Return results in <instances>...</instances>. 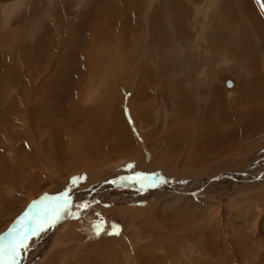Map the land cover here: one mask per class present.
I'll list each match as a JSON object with an SVG mask.
<instances>
[{
    "label": "rangeland",
    "instance_id": "1",
    "mask_svg": "<svg viewBox=\"0 0 264 264\" xmlns=\"http://www.w3.org/2000/svg\"><path fill=\"white\" fill-rule=\"evenodd\" d=\"M110 1L111 0H0V255H2L0 264H22L24 262H29L30 264H46L48 262L46 259H50V256L56 254L57 252L58 255H62L64 251L74 252L69 260L76 258L79 260V258L82 257H80V253L76 251L75 247L76 243L80 242L77 236L81 235L84 238L92 233L97 236V232L95 231H99L98 243L99 240H101L100 242L104 245L106 241L107 244L108 241H111L110 243L113 244V247H117L119 246V241L122 242V246H119V249L120 247L122 250L124 249L123 251L125 252H123V259L125 261L123 262L122 259L120 263L117 264H137L135 259L137 256L136 252L145 244H152L154 241L153 237H146L143 235L141 237L139 236L140 233L133 229L130 230L132 233L130 231H126L122 228L120 223L115 221L112 215H109L112 214L109 212H112L115 209L119 211H123L124 209L136 210V212L139 209H147V211H149L155 207L157 208L152 210V212L155 210L157 212H153V218L146 217L147 220L144 221V219L141 218L143 216H141L136 217L134 220L135 223L138 224V228L150 220V224L155 226L154 228L160 230V233L157 234H161L163 236V238L158 237V239H160L164 244L158 247H153L151 245L152 249L151 251H148L149 254L147 253L148 260H145L143 262L144 264H191V262H196L195 264H264V199L261 200L260 205V198H258L261 194L259 191L262 192L263 190L262 195L264 194V180H262L263 182L260 183L261 186L258 188H255L253 184H249L246 181L241 182L238 185L235 184L234 189L229 192L228 196L225 197L222 194H218L217 198H205L203 201L193 197L188 198L189 201H187L184 200L185 197L183 198L180 196V193H177V195L173 194L176 197H171L167 192V195L160 194L154 199L152 197L156 196L157 192L150 190L151 188L147 187L148 185L146 186L142 184L148 180L151 181L152 178L154 176H158L159 173L162 174L160 177L165 180L167 179L168 182L170 181L169 183L173 186L184 187L190 184L191 181L192 183H197L205 178L207 179L220 175L223 172L235 173L233 176L236 177L240 176L238 175L239 172L247 169L249 170L252 166L257 164L264 167V127L261 130H257L256 128L258 126L253 125V128L251 127V131L243 133L237 138V131H235L236 134L233 142V150L225 155H221L222 151L228 147L229 144L224 142L218 143L217 139L213 140L209 137L206 138L207 141H204L205 138L203 136L206 134L205 110L211 102V92H213L215 88L217 90H221L223 97L226 99L234 96L237 98L239 97V103L241 105L244 103L246 106H249V109L251 107L250 110L254 113L252 116H255L257 112L260 114L264 112V92L257 90L259 86L252 87L251 85H244L246 84V80L248 81L250 79L248 77V72H246L244 68L237 69L234 67V60L230 59L227 55V51H225L226 45L223 44V46L220 47L222 44L217 38V34L220 37V34L218 33L219 27L217 25V20L219 23L222 22L223 24L235 22L238 26H241L239 23H244L246 25L250 24L251 33L253 35H256L255 32L262 31L259 27V22L260 20H263L264 22V0H238V2L240 1L238 5L243 7L241 8L240 6L242 10H239L240 8L237 6L236 0H189L190 2L188 0H182V4L186 6L188 10V22L186 26L187 36L179 41H177V39L174 40L173 43L170 42V46L180 49L181 52L166 53V57L158 55L156 50L153 54L158 63L169 65L171 70L168 71L166 77L168 81H171L170 83H173L172 87L169 93H167L163 88L160 89L157 86L154 93L150 94V100L153 105L148 108V114H145L140 118H136L135 111L140 107V101L137 98L133 101L137 92L136 88H138L140 82V73L138 72V76H136V71H138L137 68L135 69L134 66H132V68L127 67L123 64H118V68H107L105 74H109V77H107L106 81L108 83V81H111L112 78L114 83L110 91L109 89L105 91L103 90V87H105L107 83L105 84L104 81L102 82L100 74L95 77V73L91 75L90 72H85L84 69L80 70L81 67L86 66V62L81 60L82 56H69V59L63 60L65 49L70 52V47L73 48L68 41L71 37L73 27L79 26L78 21L79 19L82 20V16L83 19H87L86 21L84 20L85 22L83 21V26L85 25L83 32L88 36L84 33L80 34L81 37L83 36V40H79V45L76 47L79 53L84 50L85 45L86 47L89 45L85 42V40L88 41L91 33L97 32V29L100 30V28L101 31L110 30L111 32L113 30L118 31L121 29L123 30V33H125V43H122L123 41L119 42L120 48H115L113 45L110 48L111 53L116 55L119 53L118 55H121L118 50L122 48L121 46H123L124 49V45L130 37L133 38L131 39L129 46H134V42L136 41L134 33L138 31L137 25L134 26L135 24L132 23L130 26H126V28L123 24L124 20H121L118 24H108V22H106V15L104 16V14L98 12V8L101 7V5H107L106 10L113 9ZM130 1L135 2V0H115V3L120 2L119 5L121 6V4L126 5V3ZM149 2L155 4L156 6L158 4V0H147V6H144V9H141L142 12L139 15L136 14V17L139 18L137 19V22H140L139 24H141L140 30L136 33L138 34L141 32V36L138 38V41H144V44L141 45V49L136 51L137 54H142L141 58L147 57L148 51L153 53L150 50L152 46H148L150 38L146 36L148 35L147 31L149 33L152 29H150V27L147 29L148 23H146V21L149 22L150 20L147 17L150 14V8L148 7V4H150ZM177 2L179 3V0ZM89 5H93L92 9ZM215 6L219 7L220 12L213 17L214 14L212 9ZM211 7L213 8L211 9ZM32 8H34L36 12L34 10V13H32ZM85 10L88 13L89 18L85 17L87 15V13L84 15ZM101 16L102 18H99ZM174 18L175 15H172V19ZM254 21L256 23H254ZM29 22H32V24ZM88 26L91 28V31ZM163 26L165 27L166 25L163 24ZM38 28L41 30L43 29L42 33ZM166 28L165 30L172 31L169 30L168 27ZM236 30L237 29H235V31ZM47 31L50 35L47 33L48 35L45 37L44 35ZM231 32H233V30H231ZM113 34L114 32L109 34L111 36L109 42L112 41L114 43L118 41V39H116V35ZM39 40L41 42H45L43 47H38ZM251 40L256 41L257 38L255 37L254 40ZM99 46L100 42L96 41L94 48L98 49ZM105 53L107 54V52ZM82 61L83 63L79 68ZM151 64L154 65V62H151ZM11 67L14 70L18 69L19 77L17 78L16 75L12 76V80L18 79L14 83H12L10 78L11 71L7 70ZM154 68L157 69L155 66ZM129 70L131 71L129 72ZM25 71L27 74H30L28 77H26ZM127 72H129V74ZM64 74L70 75L69 84L71 87L67 86V80L60 79V77L64 76ZM105 77L106 76H104V78ZM6 82H8V85ZM74 82L85 85L84 90H82V92H78V94L82 93L81 97L83 100H80L81 103H79L80 101L78 98L76 99L78 100L79 105L81 107L83 106L82 110H85L84 113H88L87 110L92 111L91 114L93 115V120H98V123L96 124V126L98 125L96 136L100 142L98 145L100 146L101 152L99 165H93L90 170L78 169L70 172L64 168L68 166L69 162H71L68 160L70 158H65L63 154L71 151V148L75 150L80 148V143L76 141V139H79L78 134L80 133L75 126L73 129L68 126V124L71 125V123H74L75 119L74 115H71L73 114V109H71L70 105H73V102H71L70 99H65L61 96V92L63 93L62 95L73 96L71 91L78 90V87L74 84ZM100 82L105 86L101 85ZM229 84H231V86H229ZM30 85L32 86L33 94H28L29 91L27 92V87ZM141 88L146 89L145 86H141ZM209 93L210 95L208 96ZM247 95L252 99L247 100ZM103 98H106L107 101ZM180 98L182 100L186 98L190 104L195 105V110L197 109L196 115H194L196 122L193 124L194 129L192 138L195 139L196 136L201 140L198 139L195 142H192L191 140L188 142V148L194 146L193 144H195L201 149H205L209 154L207 161H205L203 160L205 156H201L202 152H199L196 157L200 160H196L194 162V160H190L189 156L185 155L188 154L185 147L186 143H177L178 146L182 147L180 148V151H176L175 149H173V152L170 151V154L174 157L173 158L171 156L170 158H172L173 161H178L179 163L176 162L174 165L179 164L180 167L173 168L170 166V163L163 160L165 158L169 159V157H167L169 153L164 154V150L166 148L163 144L157 141L158 136L154 137L153 132L158 130V133L161 135L164 134V131L165 133L167 132L168 124L166 127V123L168 116L174 108L173 105L169 104H177L178 101L181 100ZM76 99H74L75 103L77 102ZM169 101L172 103H169ZM95 102H97L96 106L94 105L96 104ZM28 103L29 106H27ZM252 105H254V107H257V105L259 106L258 108H255L256 110L260 107L261 109L255 111ZM108 108L112 109L116 113H119L120 118L125 122L131 132L130 135L136 139L140 157L132 155V151L130 149L129 152L126 153L123 149L116 148L114 142L119 141L117 136L118 134L116 135V133L112 131L113 128L112 130L110 129L109 123L102 118ZM18 110H20L19 113H21L24 117H22L21 114H17ZM28 110L30 112H28ZM84 117V119H81L77 116V118L82 121L88 119L86 116ZM104 118L109 119V114H107V117ZM254 119L257 120V118ZM81 120H79V122H81ZM165 120L166 122H164ZM23 121L26 126H24ZM2 122L3 125H7V129L8 126L16 124L22 134L25 131H22L21 127H27L31 130L32 134L36 136L35 148L32 147L30 149L26 144L27 140H22L24 141L23 145L25 151H30L31 153L29 161L31 162L33 168L37 167L31 171L29 170V172L27 169L24 170V176L29 178V182L24 183L21 190L20 188L15 189L11 187V185L3 184L5 174H9L14 171L16 173V170L13 168V162H15L20 156L17 154L18 144L14 141L11 142L10 138L6 139L7 133L2 129L4 127L1 125ZM81 125L83 126L82 122ZM37 128H42V131ZM68 129L72 130L73 133L75 132V135L71 134L70 136ZM57 134L60 135L56 136ZM87 139L88 137H86V140ZM81 143L83 144V141ZM151 144H155L153 146L156 148L152 147ZM37 145L41 147L42 151H40L39 154H37ZM210 146H215V150L211 153ZM51 148L56 150L54 156L53 153L50 152ZM159 157H161V159ZM47 159L51 162L49 163ZM20 161L21 159L19 160V163L21 164ZM152 161V164L154 165L147 167L146 164L151 163ZM183 162H185V164ZM202 162L203 164H201ZM195 163L198 167L192 166L193 164L195 165ZM157 164L164 168L158 167ZM63 165L66 166L63 167ZM48 169L51 170L48 172ZM260 171L262 170L260 169L257 172ZM143 173H145L147 177L144 178L146 181L142 180L143 178H139V180L136 177L139 174L143 176ZM33 174H35V176ZM85 175L87 176V179ZM120 175H123L120 185L117 187H113V185H111L108 189H106L104 195L99 193L97 197L93 196L81 210L77 211L79 208L78 206H75L77 207L75 209H71L69 207L71 203L74 205H78V203L85 204L87 199L84 200L83 198V201H81L82 195L80 196V193L84 194V192L90 189L91 186L93 187L100 182L105 183L106 180L104 179L107 178L109 180L110 178L117 179ZM128 177L133 179V181L130 179L129 182H137L135 183L137 184V190L133 185L131 186V184L129 187L122 184ZM22 179L24 180V177H22ZM16 180H19L17 176ZM35 181L36 183L34 184L33 182ZM141 181L144 182L141 183ZM27 186L29 187L27 188ZM56 187H58V191ZM53 189L56 190V192H54ZM132 192H134V194H132ZM15 197L19 198V200L15 203V209L12 210V213L10 209L7 210V204L4 205L1 199L5 198L7 202ZM69 201L71 203H69ZM66 207H68L71 211L67 210ZM4 210H6V212ZM199 210H201L202 214H206L207 216H200V214L196 212ZM15 211L16 214H14ZM65 211L68 214L67 216L72 217L66 219V222L56 220L55 217H63V212ZM158 213L159 215L157 216ZM102 216H104L103 219ZM186 216H188L190 220L188 219L183 222L185 223L187 221L188 223L182 225L184 227L183 230H178L176 228L169 229L171 223L176 220L178 224L179 218ZM112 218L113 222H111ZM49 220L51 221L47 223ZM102 220L103 223H101ZM38 221L40 227L33 230ZM74 222L76 224H74ZM96 222H99V224ZM201 223L203 224L202 226ZM66 224L68 226H65ZM97 224L100 227L99 229ZM192 224H196L197 227H201L194 229L195 226ZM73 227L77 228V234H73ZM85 231L88 234H85ZM208 232L214 233L208 234ZM35 234H40L42 239L46 237L51 238V236L52 238L49 242L45 240L42 241V243H38L35 241ZM56 235L57 240L53 241L52 239L54 236L56 237ZM29 236L32 237L29 240L30 245L26 244L24 247V240L27 239V237L29 238ZM120 238L124 239V241ZM80 239L81 241L83 240L82 238ZM215 239L217 241H215ZM51 241H53V244H50ZM16 242H20L19 246H21L22 249L17 248L13 251ZM28 250L31 252L29 256H27L26 253ZM119 254H121V252H119ZM103 257L107 258L108 256L103 255ZM158 257H167L170 261L165 259L162 260L160 258L162 262L161 260H157L160 263H155L156 258ZM153 258L155 259L153 260ZM198 259L201 262L198 261ZM13 260H16V262H13ZM110 264H112V262H110Z\"/></svg>",
    "mask_w": 264,
    "mask_h": 264
},
{
    "label": "bare ground",
    "instance_id": "2",
    "mask_svg": "<svg viewBox=\"0 0 264 264\" xmlns=\"http://www.w3.org/2000/svg\"><path fill=\"white\" fill-rule=\"evenodd\" d=\"M102 1V0H101ZM147 0H135L134 1H130L128 3H126V5L124 4H121V6L119 5V3H115V0H111L110 3L112 4V8L113 9H110V10H106L107 8V5L105 6H102L98 8V12H101L102 14H104V16L106 15V22H108V24H118V22H120L121 20H124L123 21V24L126 26H130L132 23H134L137 27H138V31L140 30L141 28V24H139L140 22H137V19H139L138 17H136V14L139 15L142 11L141 9H144V6H147V3H146ZM178 0H158V4L157 6L155 4H152L151 2H149L150 4H148V7L150 8V14L149 16H147L150 20L149 22L146 21L147 24V29L148 27H150V31L148 33L147 31V34L146 36H148V38H150V40L148 41V46H152L151 47V52L148 51V55L147 57L145 58H141L142 57V54H137L136 51H139V49H141V45H143L144 41L141 42L138 41V38L141 36V32H139L138 34L134 33L135 34V37L136 38V41L134 42V46L133 47H130V42H131V39L133 37H130L128 38V41L127 43L124 45V49H123V46H121L122 48L119 49L118 51H120L121 55H118L119 53L114 54V53H111L110 51V48L114 45V47L116 48H120V45H119V42H122V43H125L124 41V38H125V33H123V30L119 29L118 31H115L113 30L112 32H114L113 35H116V39H118V41L116 42H109V39H111V36L109 34H111L112 32L110 30L108 31H101V28L100 30L97 29V32H92L91 35H90V38L87 40H85V42H87L89 45H86L84 46V50H82V52L79 53V51H77V46L79 45V40H83L82 37L80 36L81 33H84V29H85V25L83 26V21L87 20V19H83V16H82V20L79 19L78 21V25L79 26H75L73 27V31L71 33V37L69 38V41L68 43L73 47L71 48L70 47V52H68L66 49H65V52H64V59L63 60H66V59H69L70 57L69 56H72L74 57V55L76 56H82L81 57V60L85 61L86 62V66L84 67H81L83 61L81 62V64L79 65V68L81 67L80 70H85V72H90L91 75L92 74H96L95 77L100 74L101 75V79H102V82L104 81V83L106 84L107 81V77H109V74L106 75V69L107 68H110V69H114V68H118V64L120 65H125L127 67H131L134 66L135 69L137 68L138 71H136V76H138V72L140 73V76H139V86L137 89V92L134 96V100L137 98L139 101H140V107L137 108L136 111V118H140L142 116H144L145 114H148V108L153 105L152 104V101L150 100V94H153L154 93V90L155 88L158 86L160 89H164L165 92L169 93L171 87H172V84L173 83H170L171 81H168L167 80V73L170 69L169 65L167 64H162V63H158L156 61V58L155 56L153 55L154 54V51L156 50L157 54L160 55L161 57H166V53H173V52H176V53H180L181 50L178 49V48H174L173 46H170V42L173 43L174 40H181V39H184L186 36H187V32H186V26H187V22H188V16H187V7L184 6L182 4V0H179V3L177 2ZM189 1V0H188ZM105 2V1H103ZM109 2V1H108ZM190 2V1H189ZM240 2V1H239ZM238 0H236V4L237 6L240 8L241 5H238ZM91 3V2H90ZM224 5V4H223ZM90 8L92 9V6L93 5H89ZM100 6V5H99ZM219 6V5H218ZM216 7V6H215ZM215 7L213 8V17L218 14L220 11L219 7ZM241 8H243L241 6ZM239 9V10H242V9ZM212 9V7H211ZM34 8H32V13H34ZM94 10V9H93ZM61 11V10H60ZM90 11V10H89ZM88 11V12H89ZM211 11V10H210ZM36 12V10H35ZM70 12V11H69ZM97 12V13H98ZM58 13V12H57ZM86 10L84 12V15L86 14ZM96 13V14H97ZM67 14V13H66ZM35 15V14H34ZM88 15V13H87ZM85 16L87 18H89V15L88 16ZM92 15V14H91ZM110 15V16H109ZM131 15V17H130ZM172 15H175V18L172 19ZM209 15V14H208ZM212 16V14H211ZM96 17V16H95ZM99 18H102L99 17ZM98 18V19H99ZM211 18V17H209ZM216 18V17H215ZM104 19V18H103ZM100 20V19H99ZM132 20V21H131ZM134 20V21H133ZM215 20V19H214ZM84 21V22H85ZM101 21V20H100ZM208 21V20H207ZM211 21V19H210ZM99 22V21H98ZM213 22V21H212ZM30 24H32V22H29ZM142 23V22H141ZM145 23V24H146ZM85 24V23H84ZM166 25L165 27L163 26ZM208 24V23H207ZM216 24V23H215ZM44 25V24H43ZM133 26V25H132ZM43 27V26H42ZM89 27V26H88ZM87 27V28H88ZM107 27V26H106ZM136 27V28H137ZM143 27V25H142ZM168 27L169 30H172V31H168V30H165V28ZM127 28V27H126ZM134 28V29H136ZM40 29V28H38ZM167 29V28H166ZM43 30V29H42ZM42 30L40 29V32L42 33ZM89 30L91 31V28L89 27ZM117 30V29H116ZM137 30V29H136ZM144 30V29H143ZM45 31V30H44ZM127 31V30H126ZM48 31L45 33V37H47V34ZM86 36H88L86 33H84ZM38 35V34H37ZM50 35V34H49ZM108 35V37H107ZM112 35V36H113ZM29 36H30V33H29ZM4 37V36H3ZM34 37V36H33ZM2 38V37H1ZM88 38V37H87ZM172 38V39H171ZM4 39V38H3ZM115 39V38H114ZM97 42H100V46L98 49L94 48L95 47V43ZM113 43V44H112ZM181 43V42H180ZM45 44L44 41H38V47H43ZM196 44V43H195ZM122 45V44H121ZM81 46V45H80ZM223 46V45H222ZM67 48V47H66ZM96 49V50H95ZM135 49V50H134ZM122 51V52H121ZM212 51V50H211ZM107 52V54L105 53ZM79 53V54H77ZM178 55V54H177ZM124 57V58H123ZM73 60V59H72ZM144 60V61H143ZM151 62H154V65L151 64ZM173 62V61H172ZM174 63V62H173ZM62 64V63H61ZM127 64V65H126ZM5 65V64H4ZM62 66V65H61ZM66 66V65H65ZM157 67V69L154 68ZM173 66V64H172ZM180 66V65H179ZM5 67V66H4ZM15 68V67H14ZM16 69V68H15ZM73 69V68H72ZM7 70H10L11 71V81L12 83L16 82L17 80H12V76L13 75H16L17 78L19 77L18 75V69L14 70L12 67L7 69ZM104 71V72H103ZM131 70H129L130 72ZM7 72V71H6ZM103 72V74H102ZM129 72H127L129 74ZM26 73V77H28L30 74H27V72L25 71ZM108 73V72H107ZM7 74V73H6ZM117 75V74H116ZM115 75V76H116ZM25 76V75H24ZM104 76H106L104 78ZM69 77L70 75L68 74H64V76L60 77V79H65L68 81V84H69ZM100 77V76H99ZM23 78V77H22ZM25 78V77H24ZM2 79V78H1ZM27 79V78H26ZM31 79V78H30ZM6 80V79H5ZM4 81V80H3ZM116 82V81H115ZM7 85H8V82H6ZM73 83V82H72ZM113 79L111 78V81L109 80L108 83L105 85H103L101 82L100 84L105 86L103 87V90H107L111 89V87L113 86ZM117 83V82H116ZM16 84V83H15ZM67 86L71 87V85L69 84ZM74 84H76V86L78 87V90H73L71 91L72 95L73 96H66V95H62L63 93L61 92V96H63L65 99H70L71 102H73V105H70V104H67V105H70L71 106V109H73V114H71L72 116L74 115L75 119H74V123H71V125L68 124L69 128L73 129V127L75 126L76 129L79 130V139H76V141L78 143H80V148L75 150V149H72L71 147V151L67 152V153H64L63 156L65 158H70L68 159L69 162L68 163V166L66 165H63L66 166L64 168H66L65 170L67 171H70V172H73L74 170H78V169H88L90 170V168L95 165H99L100 164V152H101V149H100V146L98 145L99 140H98V137L96 136L97 135V131H98V125L96 126V124L98 123V120H93V115L91 114L92 111H88V113H84L85 110H82V107L79 105V103H81L80 100H83V98L81 97L82 93L81 94H78V92H82V90H84V86L85 85H82V84H78L77 82H74ZM17 85V84H16ZM73 85V84H72ZM186 85V84H185ZM1 86V85H0ZM115 86V85H114ZM141 86H145V88H141ZM19 87V86H18ZM215 88V87H213ZM261 90L263 88V86L261 87ZM65 89V88H64ZM69 89V88H68ZM157 89V88H156ZM8 91V90H7ZM29 91V92H28ZM212 91V90H211ZM27 92L28 94H33L32 93V86H28L27 87ZM108 92V91H107ZM113 92V91H112ZM5 93V92H4ZM35 93V92H34ZM110 93V92H109ZM108 93V95H109ZM176 94V93H175ZM78 95V96H77ZM167 95V94H165ZM178 95V94H176ZM210 95V93L208 94V96ZM110 96V95H109ZM153 96V95H152ZM256 96V95H254ZM12 97V95H11ZM18 98V97H17ZM33 98V97H32ZM78 98V100L80 101L78 103V100L76 99ZM109 98V97H108ZM175 98V97H174ZM211 99V102L210 104L208 105L207 109L205 110L206 111V121H205V124H206V130H205V135L204 136V141L207 139L206 138H210V139H217L218 140V143H227L229 144L228 147H226L225 149H223L222 151V154L221 155H225L229 152H231L233 150V142L235 140V134L237 131V137L241 136V134L243 133H246V132H249L251 131V127L253 128V125L254 126H258L256 129L257 130H261L264 126V112L262 114L260 113H256L255 116H252L254 115V113H252V110L251 107L249 109V106H246L244 103L243 105H241L239 103V97H229V99H226L223 97V94H222V91L221 90H217L215 88V90L213 92H211V96H210ZM74 99L77 100V102L75 103ZM105 101H107L106 98H103ZM181 99V98H180ZM209 99V98H208ZM247 100L249 99H252V98H249V96L247 95L246 97ZM2 100V99H1ZM33 100V99H32ZM38 100V99H37ZM13 101V100H12ZM22 101V100H21ZM70 102V101H68ZM7 103V102H6ZM96 104H94L95 106L97 105V102H95ZM169 103H172L169 101ZM255 103V102H254ZM17 104V103H16ZM167 104V103H166ZM264 104V103H263ZM4 105V104H3ZM14 105V104H13ZM168 105V104H167ZM169 105H173L174 108L172 110L171 113H169V116H168V120H167V123H166V127H167V124H168V130L167 132L165 133L164 131V134H159L158 133V130L153 132V136H158V139L157 141H159L161 144H163L165 146V150H164V154H168L167 157H169V159L165 158L163 160H165L166 162L170 163V166L173 167V168H179L180 165L179 164H175L176 162L178 161H173L172 158H170L172 155L170 154V151L173 152V149H175L176 151H180V148L182 146H178L177 143H186V149H187V153L188 154H185L187 156H189L190 160H194V162L196 160H200L198 159L197 154H199V152H202V155L201 156H205V158H203V160L207 161V157H208V152H206L205 149H201L199 146L193 144L194 146L188 148V142H190L192 140V142H195L196 140H198L199 138H197L195 136V139L192 138V134H193V129H194V123L196 122V119L194 117V115H196V111L197 109L195 110V105L194 104H190L189 101L184 98L183 100H179L177 104H169ZM7 106V104H6ZM19 106V105H17ZM27 106H29V103L27 104ZM136 106V105H135ZM253 108H258L259 106L257 105V107H254V105H252ZM262 106V105H261ZM138 107V106H137ZM171 107V106H170ZM8 108V107H7ZM253 109V110H254ZM261 109V107L259 108ZM259 109H255V111H258ZM150 110V109H149ZM263 110V109H262ZM26 111V110H25ZM83 111V112H82ZM253 111V112H255ZM20 110H18L17 114H21L19 113ZM28 112H30L28 110ZM170 112V111H169ZM261 112V111H260ZM99 113V112H98ZM107 114H109V119H105L104 117H107ZM22 115V114H21ZM77 116L81 119H84L86 116V119L85 121L81 120V119H78ZM6 117V116H5ZM22 117H24L22 115ZM28 117V116H27ZM103 120L107 121L110 125V129L113 130L116 135L118 136V140L117 142H114V144L116 145V148H119V149H123L124 152L128 153L129 152V149L132 151V155H135L136 157H140V152H139V148L137 149V144H136V139L130 135V131L128 129V127L126 126L125 122L123 121V119L120 118V115L119 113H116L115 111H113L112 109H106V113H104L103 115ZM101 118V119H102ZM254 118H257V120H255ZM1 119V118H0ZM24 119V118H23ZM259 119V120H258ZM25 120V119H24ZM79 120H81V122L83 123V126L81 125V122H79ZM195 120V121H194ZM231 120V121H230ZM7 121V120H6ZM24 122V121H23ZM166 122V120L164 121ZM10 123V122H9ZM22 123V122H21ZM39 123V122H38ZM11 124H14V123H11ZM30 124V123H29ZM200 124V123H199ZM2 126H4L2 129L6 131L7 133V138H10V141L11 142H15L18 144V152L17 154L20 156L19 158L16 159L13 165V168L16 170V173L15 171L12 172V173H9V174H5L4 175V182L3 184H8V185H11V187L15 188V189H19L21 190V188L23 187L24 183H28L29 182V178L27 176H24V170H29L31 171L32 169H35L33 168L31 162L29 161V158L31 157V153L30 151H25L24 149V141H22L23 139H26L27 142L26 144L29 146V148L31 149L32 147L35 148L36 147V136H34L31 132V130H29L27 127H21L22 128V131H25L23 134L21 133V131L19 130V128L17 127V125H12V126H8V129L6 128L7 125H3V122L1 123ZM37 125V124H36ZM65 125V123H64ZM88 125V126H87ZM204 125V123H203ZM24 126H26L25 122H24ZM67 126V128H68ZM199 126V125H198ZM17 129H16V128ZM196 127V126H195ZM66 128V127H65ZM165 128V127H164ZM39 129V128H37ZM42 129V128H41ZM39 129V130H41ZM2 131V130H1ZM8 131V132H7ZM42 131V130H41ZM201 131V129H200ZM67 132V131H66ZM40 133V131H39ZM68 133L69 135L71 136V134L75 135V132L73 133L72 130L68 129ZM120 133V134H119ZM60 134H57L56 136H59ZM5 136V134H4ZM3 136V137H4ZM39 136V135H38ZM86 137H88V139L86 140ZM78 138V137H77ZM5 140V138H4ZM201 140V139H199ZM83 141V144L81 143ZM201 142V141H200ZM209 142V141H208ZM212 142V141H211ZM231 142V143H230ZM8 143V142H7ZM176 144V146H175ZM155 145V144H153ZM151 144L152 147L156 148L155 146H153ZM184 145V144H183ZM6 146V145H4ZM71 146V145H69ZM207 146V145H206ZM12 147V146H11ZM150 147V146H149ZM198 147V148H197ZM211 147V146H210ZM14 148V147H12ZM37 150H38V153H40L41 151V147L37 145ZM200 148V149H199ZM208 148V147H207ZM7 149V148H6ZM9 149V148H8ZM82 149H83V152H82ZM215 150V146L211 147L210 148V153L213 152ZM250 150V149H249ZM50 151V150H49ZM48 151V152H49ZM175 151V152H176ZM42 152V151H41ZM51 153H53V156L55 155L54 153L56 152L55 149H52L51 148ZM174 152V153H175ZM27 153V154H26ZM34 153V152H33ZM47 153V152H46ZM16 154V155H17ZM42 155V153H41ZM68 155V156H67ZM178 155V154H177ZM43 156V155H42ZM241 156V155H240ZM16 157V156H15ZM35 157V156H33ZM44 157V156H43ZM150 157V156H149ZM166 157V156H165ZM173 157V156H172ZM181 157V156H180ZM41 158V157H39ZM60 158V157H59ZM155 158V156H154ZM161 159V157H159ZM163 158V157H162ZM174 158V157H173ZM11 159V157H10ZM21 159V164L19 163V160ZM46 159V158H45ZM186 159V158H185ZM13 160V159H12ZM35 160V158H34ZM48 160V159H47ZM53 160V159H52ZM56 160H60V159H56ZM63 160V159H62ZM105 160V159H104ZM45 161V160H44ZM102 161V160H101ZM158 161V160H157ZM160 161V160H159ZM34 162V161H33ZM42 162V161H40ZM49 162V160H48ZM47 162V163H48ZM51 162V161H50ZM49 162V163H50ZM57 162V161H56ZM140 162V161H139ZM153 161L151 163H147L146 166H151V165H154L152 164ZM165 163V162H164ZM179 163V162H178ZM185 164V162H183ZM188 163V162H187ZM193 163V162H192ZM198 163V162H197ZM39 164V163H38ZM52 164V163H51ZM103 164H104V161H103ZM182 164V165H184ZM203 164V162L201 163ZM21 165V166H20ZM49 165V164H48ZM246 165V164H245ZM60 166V165H58ZM156 166V165H155ZM158 167L160 168H164L160 165L157 164ZM192 166H196V163L195 165L193 164ZM200 166V165H199ZM203 166V165H202ZM238 166V165H237ZM45 167V166H44ZM48 167V166H47ZM55 167V166H54ZM62 167V168H63ZM100 167V166H99ZM201 167V166H200ZM42 168V167H41ZM50 168V167H49ZM60 168V169H62ZM109 168V167H108ZM117 168V167H116ZM170 169V168H169ZM262 170L260 172H257L258 170ZM38 170V169H37ZM49 170L51 169H48L47 171L49 172ZM100 170V169H99ZM98 170V171H99ZM179 170V169H178ZM61 171V170H60ZM145 171V170H143ZM1 172V171H0ZM7 172V171H5ZM36 172V171H35ZM44 172V171H43ZM56 172V171H55ZM66 172V171H64ZM87 172V171H86ZM91 172V171H90ZM104 172V171H103ZM149 172V171H147ZM263 172V173H262ZM46 173V172H45ZM62 173V172H61ZM61 173H58V174H61ZM257 173V174H256ZM41 174V173H39ZM50 174V173H49ZM55 174V173H54ZM71 174V173H70ZM169 174V173H168ZM235 173H232V172H227V173H221L220 175H216V176H213V177H210V178H205L204 180L202 181H199L197 183H191L184 186V187H176V186H173L171 183L168 182V180L166 179H163L162 177H160V175L162 174H159L158 173V176H154L152 178L151 181H148L145 182V183H142L146 180H144V178H147L145 173H143V176L141 174L137 175L136 177L139 179V178H143L142 180L144 181H141V183L143 185H148L147 187L151 188L150 190H153L154 192L156 191L157 192V195L152 197V198H157L160 194L163 195H167V193H169L168 195L171 196V197H176L174 196L173 194L177 195V193L181 194L180 196L181 197H185L184 200H187L189 201L188 198L190 197H193L195 199H198L200 201H203V199H207V198H217V195L218 194H222L224 195L225 197L229 195V192L232 191L235 187V184H240L241 182H248L249 184H253V186L256 188L260 187V183L263 182L262 180H264V167H262L260 164H257L255 166H252V168H250L249 170H245V171H241L238 173V175L240 176H236L234 177ZM3 175V174H2ZM35 176V174H33ZM186 175V174H185ZM237 175V174H236ZM244 175V176H242ZM16 176L17 178H19V180H16ZM43 176V175H42ZM50 176V175H49ZM52 176V175H51ZM55 176V175H54ZM84 176V175H83ZM88 176V174H87ZM87 176L85 175L86 179H87ZM117 176V175H116ZM125 176H129V175H125ZM141 176V177H140ZM22 177H24V180L22 179ZM61 177V176H60ZM112 177V176H111ZM115 177V176H113ZM135 177V176H134ZM159 179H158V178ZM27 180H26V179ZM31 178V177H30ZM46 178V177H45ZM44 178V179H45ZM57 178V176H56ZM123 178V175H120L117 179H111L110 180L107 178V179H104L106 180L105 183H95L97 185L95 186H91L90 189L86 190L83 193H80V196H81V201H83V198L84 200L87 199V202L84 204V203H78V205H74L72 204L70 201L69 203H71L69 205V207L71 209H75L77 207L75 206H78V210H81L90 200L93 196H98L99 193L101 194H105V191L106 189L109 188V186L113 185L114 186H118L120 185V182H121V179ZM136 178V179H137ZM60 179V178H59ZM85 179V178H84ZM92 179V178H91ZM125 179V178H124ZM132 179V178H127L126 181H124L122 184L126 185V186H131L133 185L135 188L137 187V182L133 183V182H129V180ZM163 179V180H162ZM43 180V179H42ZM62 180V179H61ZM89 180V179H88ZM140 180V179H139ZM39 181V180H38ZM64 181V180H63ZM133 181V179H132ZM40 182V181H39ZM47 182V181H46ZM127 182V183H125ZM34 184L36 183L33 182ZM94 183V181H93ZM32 184V183H31ZM30 184V185H31ZM90 184V183H88ZM38 185V184H37ZM42 185V184H41ZM83 185V184H82ZM32 186V185H31ZM40 186V185H39ZM62 186V185H60ZM79 186V185H78ZM81 186V185H80ZM106 186V187H104ZM252 186V187H253ZM29 186H27L28 188ZM53 187V185H52ZM51 187V188H52ZM104 187V188H103ZM146 187V188H147ZM253 187V188H254ZM34 188V187H33ZM32 188V189H33ZM36 188V187H35ZM58 187H56L57 189ZM60 188V187H59ZM68 188V187H67ZM78 188V187H76ZM75 188V189H76ZM112 188V187H111ZM145 188V189H146ZM138 188H136L137 190ZM13 190V189H12ZM23 190V189H22ZM25 190V188H24ZM31 190V189H30ZM51 190V189H50ZM54 190V189H53ZM66 190V189H65ZM71 190V189H70ZM15 191V190H14ZM38 191V190H37ZM58 191V189H57ZM67 191V190H66ZM76 191V190H75ZM101 191V192H100ZM104 191V193H103ZM30 192V191H29ZM54 192H56V190H54ZM53 192V193H54ZM111 192V191H110ZM167 192V193H166ZM251 192V191H250ZM258 192V191H257ZM58 193V192H57ZM69 193V192H67ZM259 193H261L258 198H260V202L259 204L261 205V200L264 199V194L262 195L263 193V190L262 192L259 191ZM31 194V193H30ZM132 194H134V192H132ZM131 194V195H132ZM138 194V193H137ZM67 195V194H66ZM72 195V194H71ZM84 195V196H83ZM30 196V195H29ZM119 196V195H118ZM151 196V195H150ZM179 196V195H178ZM0 197H1V194H0ZM4 197V196H3ZM31 197V196H30ZM69 197V195H68ZM164 197V196H163ZM254 197V196H253ZM72 198V197H71ZM119 198V197H118ZM178 198V197H177ZM176 198V199H177ZM202 198V199H201ZM96 199V198H95ZM100 199V198H99ZM108 199V198H107ZM153 199V200H154ZM19 200V198L15 197L13 198L12 200L10 201H7L4 199H1L2 203L7 204V210L10 209V211L12 212V210L15 209V203ZM165 200V199H164ZM99 201V200H98ZM97 201V202H98ZM186 201V202H187ZM209 201V200H208ZM26 202V201H25ZM258 202V201H257ZM94 203V202H93ZM222 203V202H221ZM117 204V203H116ZM115 204V205H116ZM119 204V203H118ZM130 204V203H129ZM187 205V204H186ZM119 206V205H118ZM127 206V205H126ZM125 206V207H126ZM234 206V205H233ZM120 207V206H119ZM151 207V206H150ZM13 208V209H12ZM114 208V207H113ZM157 207L147 211L144 210V209H139L137 210H123V211H119V210H113L112 212H109V213H112V214H109L110 216L112 215L115 219V221H117L118 223H120V225L122 226V228H124L126 231H130L131 229L133 230H136L138 231L140 234L139 236L142 237L143 236H152L154 241L152 242V244L150 245H144L142 248H140L137 252H136V263L137 264H144L143 262L145 260H148V251L150 250L151 251V247L153 246H162L164 243L161 242L159 238H163V236L161 234H157V233H160V230L154 228L155 226H153L152 224H150V220L149 222H146L144 223V225H141L140 228H138V224L135 223V218L136 217H141L145 220H147V218H153V211L154 209H156ZM67 210H70L68 207H66ZM104 209V208H103ZM120 209V208H119ZM158 210V209H157ZM6 212V210H4ZM71 211V210H70ZM108 211V210H107ZM164 211V210H163ZM176 211V210H175ZM188 211V210H187ZM212 211V210H211ZM10 212V213H11ZM66 212V211H65ZM64 213V216L63 217H55L56 220H60V222L62 221H65L66 219L72 217V216H67V212ZM83 212V211H82ZM104 212V211H103ZM157 212V211H156ZM180 212V211H179ZM198 214H200V216H207L206 214H202L201 213V210L199 211H196ZM213 212V211H212ZM13 213V212H12ZM71 213H74V212H71ZM70 213V214H71ZM77 213V212H76ZM106 213V211H105ZM174 213V212H173ZM189 213V212H188ZM16 214V211L15 213ZM107 214V213H106ZM102 215V214H101ZM100 215V216H101ZM155 215V214H154ZM159 215V213L157 214V216ZM170 215V214H169ZM175 215H178V214H175ZM183 215V214H182ZM187 215V214H186ZM150 216V217H149ZM172 216V215H171ZM193 216V215H191ZM194 216H195V213H194ZM193 216V217H194ZM211 216V215H210ZM92 217V216H91ZM97 217V216H96ZM104 216H102V219H103ZM107 217V216H106ZM147 217V218H146ZM190 217V216H189ZM192 217V218H193ZM199 217V216H197ZM74 218V217H73ZM78 218V217H77ZM155 218V217H154ZM191 218V217H190ZM54 219V218H53ZM101 219V218H100ZM105 219V218H104ZM188 216L186 217H183V218H179V222L177 224L176 220L175 222L171 223V226H169L168 228L171 229V228H176L178 230H183L184 227L182 226L183 224H186L187 221L185 223H183L185 220H188ZM91 220V219H90ZM93 220V219H92ZM111 220V219H110ZM156 220V218H155ZM190 220V219H189ZM196 220V219H195ZM51 220H49L47 223H49ZM59 222V221H58ZM66 222V221H65ZM94 222V221H93ZM101 222V221H99ZM99 222H96L99 224ZM113 222V218H112V221ZM139 222V220H138ZM143 222V220H142ZM84 223V222H83ZM95 223V224H96ZM103 223V220L102 222ZM116 223V222H115ZM192 223V222H191ZM216 223V222H215ZM64 224V223H63ZM62 224V225H63ZM74 224H76L74 222ZM97 224V227L98 229L100 228L99 225ZM188 224V223H187ZM80 225V224H79ZM88 225V224H87ZM102 225V224H100ZM114 225V224H113ZM152 225V226H151ZM180 225V226H179ZM194 225V224H192ZM200 225V224H199ZM203 224L201 223V226ZM65 226H68L67 224ZM71 226V225H70ZM84 226V224H83ZM93 226V225H92ZM103 226V225H102ZM101 226V227H102ZM119 226V225H117ZM194 229H197L198 227H201V226H198L195 224L194 225ZM38 227H40V224H39V221L36 223L35 225V228L33 230H35L36 228L38 229ZM46 227V226H45ZM56 227V226H55ZM106 227V226H105ZM111 227V226H110ZM214 227V226H213ZM31 228V227H30ZM60 228V227H59ZM63 228V227H61ZM80 228V227H79ZM93 228V227H92ZM120 228V227H119ZM220 228V227H219ZM77 228L73 227V234H77V231H76ZM81 229V228H80ZM84 229V228H83ZM112 229V228H111ZM121 229V228H120ZM189 229V228H188ZM201 229V228H200ZM51 230V229H50ZM85 230V229H84ZM124 230V232H125ZM214 230V229H212ZM71 231V232H72ZM93 231V229H92ZM175 231V230H174ZM198 231V230H196ZM33 232V231H32ZM97 232V231H95ZM132 233V231H130ZM87 232L85 231V234ZM91 233V231H90ZM211 233V232H208V234ZM214 233V232H213ZM211 233V234H213ZM50 234V233H49ZM84 234V235H85ZM88 234V233H87ZM123 234V233H122ZM31 235V234H30ZM40 235V234H39ZM36 235L35 234V241H37L38 243H42V241H50V239L52 238H44L42 239L41 235ZM82 235H83V232H82ZM109 235V234H108ZM39 236V237H38ZM105 236V235H104ZM135 236V235H134ZM79 238V241L80 242H77L75 247H76V251L80 253V257L82 258H79V260L76 259H73V260H69L72 256V254L74 252H68V251H64L62 253V255H58L57 253L56 254H53L52 256H50V259H46L48 260V262L46 264H110V262H112V264H117V263H120V261L124 258V253L125 251L122 250V248L120 247L119 249V246H122V242L119 241V246L117 247H113V244L110 243L108 241V244H107V241L104 243H101L99 240V243H98V235L96 236V234H89V236L87 235L86 237L83 238V236H77ZM109 237V236H107ZM106 237V238H107ZM117 237V236H116ZM115 237V238H116ZM124 237V236H123ZM129 237V236H128ZM133 237V236H131ZM32 237L29 236V238L27 237V239L24 240L25 244H24V247L25 245L29 244V240L31 239ZM38 238V239H37ZM82 238L83 240L81 241ZM104 238V239H106ZM135 238V237H134ZM133 238V239H134ZM149 238V237H148ZM151 238V237H150ZM71 239V238H70ZM121 240L124 241V239L120 238ZM210 239V237H209ZM34 240V239H33ZM53 241H56L57 240V235L56 237L54 236V238L52 239ZM75 240V239H74ZM108 240V239H107ZM117 240V239H116ZM115 240V241H116ZM142 240V239H141ZM144 240V239H143ZM160 240V241H159ZM53 241L50 242V244H53ZM77 241V240H76ZM215 241H217L215 239ZM23 242V243H24ZM31 242V241H30ZM128 242V241H127ZM148 242V241H147ZM110 243V244H109ZM116 243V242H115ZM130 243V242H128ZM145 243V242H144ZM220 243V241H219ZM20 242H16L15 243V247L13 249L16 250L17 248H21V246H19ZM49 244V245H50ZM134 244V243H133ZM30 245V244H29ZM36 245V244H35ZM116 245V244H115ZM137 245V243H136ZM152 245V246H151ZM42 246V245H41ZM23 247V248H24ZM211 247V246H209ZM73 248V247H72ZM136 248V247H135ZM162 248V247H161ZM22 249V248H21ZM25 249V248H24ZM37 249V248H36ZM40 249V248H39ZM44 249V247H43ZM58 249V248H57ZM119 249V250H118ZM209 249V248H208ZM206 249V250H208ZM211 249V248H210ZM214 250V249H213ZM212 250V251H213ZM219 250V249H218ZM221 250V249H220ZM12 251V249H11ZM61 251V249H60ZM127 251V250H126ZM209 251V250H208ZM216 251V250H215ZM119 252H121V254H119ZM214 252V251H213ZM19 253V252H18ZM27 256L30 255V250H28L27 252ZM148 253V254H147ZM151 253V252H150ZM212 253V252H210ZM215 254V253H214ZM213 254V255H214ZM19 255V254H18ZM49 255V254H48ZM103 255H107L108 257L105 258L103 257ZM34 256V255H33ZM39 256V255H38ZM126 256V255H125ZM15 257V256H14ZM171 257V256H170ZM214 257V256H213ZM229 257V256H227ZM18 258V257H17ZM16 258V259H17ZM105 258V259H104ZM165 259V260H168L170 261L169 259H167V257H158L156 258V262L155 263H158L159 261L157 260H161V259ZM212 258V257H211ZM217 258V257H216ZM22 259V258H21ZM20 259V260H21ZM36 259V258H35ZM38 259V258H37ZM107 259V260H106ZM155 258H153L154 260ZM176 259V258H175ZM127 260V258H126ZM152 260V261H153ZM161 260V262H162ZM196 260V259H195ZM41 261V260H40ZM123 262L125 261L124 259L122 260ZM151 261V262H152ZM198 261H200L198 259ZM13 262H16V260ZM39 262V261H38ZM42 262V261H41ZM201 262V261H200ZM203 262V260H202ZM211 262V261H210ZM148 263V262H146ZM154 263V262H153ZM160 263V262H159ZM193 262H191L192 264ZM196 263V262H195ZM193 263V264H195ZM204 263V262H203ZM223 263V262H222ZM8 264V263H7ZM22 264H30L29 262H24ZM32 264V263H31ZM37 264H41V263H37ZM198 264H201V263H198Z\"/></svg>",
    "mask_w": 264,
    "mask_h": 264
},
{
    "label": "crops",
    "instance_id": "3",
    "mask_svg": "<svg viewBox=\"0 0 264 264\" xmlns=\"http://www.w3.org/2000/svg\"><path fill=\"white\" fill-rule=\"evenodd\" d=\"M211 6V5H210ZM213 8V7H212ZM214 10V9H212ZM254 23H256L254 21ZM219 27L217 38L223 45H226L225 51L230 59L234 60L235 68H244L248 72V81L246 80L245 86L251 85L252 87L259 86L258 91L264 92V22L260 20L259 27L262 31L255 32L256 35L251 33L250 24H240L238 26L235 22L223 24L218 22ZM231 25V26H230ZM235 29H237L235 31ZM233 30V32H231ZM254 32V31H253ZM251 33V34H250ZM223 36V37H222ZM257 38L256 41L254 38ZM221 41H220V40ZM220 45V47L222 46ZM242 62V63H241ZM252 79V80H251ZM243 80V79H242ZM252 82V83H251ZM260 86L262 88H260Z\"/></svg>",
    "mask_w": 264,
    "mask_h": 264
},
{
    "label": "snow or ice",
    "instance_id": "4",
    "mask_svg": "<svg viewBox=\"0 0 264 264\" xmlns=\"http://www.w3.org/2000/svg\"><path fill=\"white\" fill-rule=\"evenodd\" d=\"M111 234V233H110ZM97 235H99V231H97ZM0 259H2V255H0Z\"/></svg>",
    "mask_w": 264,
    "mask_h": 264
},
{
    "label": "water",
    "instance_id": "5",
    "mask_svg": "<svg viewBox=\"0 0 264 264\" xmlns=\"http://www.w3.org/2000/svg\"><path fill=\"white\" fill-rule=\"evenodd\" d=\"M229 86H231V84H229Z\"/></svg>",
    "mask_w": 264,
    "mask_h": 264
}]
</instances>
